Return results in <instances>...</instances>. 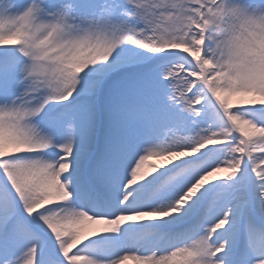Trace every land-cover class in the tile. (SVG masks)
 <instances>
[{
	"label": "snow or ice",
	"instance_id": "obj_1",
	"mask_svg": "<svg viewBox=\"0 0 264 264\" xmlns=\"http://www.w3.org/2000/svg\"><path fill=\"white\" fill-rule=\"evenodd\" d=\"M129 261L264 264V0H0V264Z\"/></svg>",
	"mask_w": 264,
	"mask_h": 264
},
{
	"label": "bare ground",
	"instance_id": "obj_2",
	"mask_svg": "<svg viewBox=\"0 0 264 264\" xmlns=\"http://www.w3.org/2000/svg\"><path fill=\"white\" fill-rule=\"evenodd\" d=\"M152 159H153V158H152ZM152 159L149 161V163H157V162H155V161H154V160H152ZM160 162H161V161H159V163H160ZM128 264H132V262H131V261H129V262H128Z\"/></svg>",
	"mask_w": 264,
	"mask_h": 264
},
{
	"label": "rangeland",
	"instance_id": "obj_3",
	"mask_svg": "<svg viewBox=\"0 0 264 264\" xmlns=\"http://www.w3.org/2000/svg\"><path fill=\"white\" fill-rule=\"evenodd\" d=\"M152 160H154L155 162L159 163V160H157L156 158H153Z\"/></svg>",
	"mask_w": 264,
	"mask_h": 264
}]
</instances>
